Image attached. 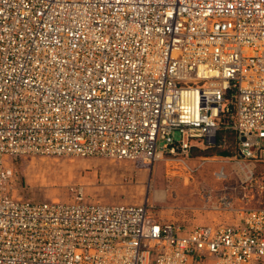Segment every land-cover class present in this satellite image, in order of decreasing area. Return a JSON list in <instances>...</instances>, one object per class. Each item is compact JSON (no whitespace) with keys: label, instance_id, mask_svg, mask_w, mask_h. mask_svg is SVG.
<instances>
[{"label":"built area","instance_id":"built-area-1","mask_svg":"<svg viewBox=\"0 0 264 264\" xmlns=\"http://www.w3.org/2000/svg\"><path fill=\"white\" fill-rule=\"evenodd\" d=\"M264 140V0H0V264H264V206L31 201L14 157L153 164Z\"/></svg>","mask_w":264,"mask_h":264},{"label":"rangeland","instance_id":"rangeland-1","mask_svg":"<svg viewBox=\"0 0 264 264\" xmlns=\"http://www.w3.org/2000/svg\"><path fill=\"white\" fill-rule=\"evenodd\" d=\"M213 146L189 155H164L153 164L100 156L14 157L20 195L31 201L71 200L77 191L101 202H147L159 218L186 225L230 221L234 207L264 206V140L254 155L239 153V140L226 133ZM226 150L228 155L217 154ZM222 172V176L217 173Z\"/></svg>","mask_w":264,"mask_h":264},{"label":"trees","instance_id":"trees-1","mask_svg":"<svg viewBox=\"0 0 264 264\" xmlns=\"http://www.w3.org/2000/svg\"><path fill=\"white\" fill-rule=\"evenodd\" d=\"M223 133H224L223 131L219 132L217 136V142L220 140V138H222ZM217 154L228 155L229 153L226 150H221V151H218Z\"/></svg>","mask_w":264,"mask_h":264},{"label":"bare ground","instance_id":"bare-ground-1","mask_svg":"<svg viewBox=\"0 0 264 264\" xmlns=\"http://www.w3.org/2000/svg\"><path fill=\"white\" fill-rule=\"evenodd\" d=\"M222 174H224V173H222V172L217 173L218 176H222Z\"/></svg>","mask_w":264,"mask_h":264}]
</instances>
